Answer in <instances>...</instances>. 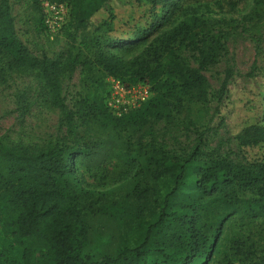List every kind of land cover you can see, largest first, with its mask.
Here are the masks:
<instances>
[{"label": "trees", "instance_id": "obj_1", "mask_svg": "<svg viewBox=\"0 0 264 264\" xmlns=\"http://www.w3.org/2000/svg\"><path fill=\"white\" fill-rule=\"evenodd\" d=\"M51 1L69 5L64 26L72 23L76 31L89 29L108 4L112 8L117 4V0ZM138 1L150 4L143 15L146 23L121 27L110 43L115 49L101 50L89 59L90 66H101L126 88L144 82L155 92L131 114L117 117L107 104L86 99L70 109L61 96V79L78 57L71 54L62 61L33 54L17 34L11 0H0V51L8 54L9 67L35 72L54 93L53 104L66 125L64 136L37 148L0 141V264H211L225 248L221 239L231 219H264V161L247 166L203 156L199 142L189 153L172 152L157 127L176 112L183 115L187 132L198 128L202 116L194 110L208 102L211 87L204 71L221 59L225 33L199 11L184 12L183 19L163 28L180 8L179 0ZM248 1L264 27V0ZM33 2L41 7L40 0ZM229 5L236 3L229 0ZM115 30L111 25L110 31ZM183 47L197 65L191 64ZM232 74L226 72L218 100L227 92ZM248 74L253 76V71ZM92 122L109 132L106 139L93 140ZM241 134L257 144L264 140V125H248ZM144 138H149L146 144ZM110 147L125 166L115 181L135 179L127 196L119 200L95 194L94 184L81 173L82 168H103ZM143 172L149 179L141 182ZM87 210L118 222L115 255L95 258L85 253L90 242ZM207 228L213 229L211 236L205 233ZM232 247L231 256L225 255L221 264H264V250L258 253L238 238Z\"/></svg>", "mask_w": 264, "mask_h": 264}, {"label": "rangeland", "instance_id": "obj_2", "mask_svg": "<svg viewBox=\"0 0 264 264\" xmlns=\"http://www.w3.org/2000/svg\"><path fill=\"white\" fill-rule=\"evenodd\" d=\"M234 2L236 6L231 7L229 0H179L180 8L165 22L163 28H168L183 19L184 12H204L210 24L225 33V49L217 65L204 71L211 87L208 102L199 105L201 110H194L195 114L200 112L202 116L197 124L198 130L187 132L183 115L176 112L159 121L157 127L165 133L167 149L172 152L189 153L199 142V153L203 156H219L251 166L264 161V140L257 144L248 143L241 133L248 125H264V27L248 0ZM114 7L108 4L87 30L76 31L71 23L63 25L52 35L44 22L42 7L38 8L33 0H11L17 34L33 54H46L62 61H68L71 54L78 57L77 64L67 67L61 79V96L70 109H75L79 99L107 104L116 84H123L121 79L108 75L101 66L94 63L90 66L89 59L101 50L115 49L110 47V43L120 35L121 27L145 24L147 19L143 15L149 11L150 4L142 5L138 0H117ZM111 25L116 28L114 32L110 31ZM182 51L192 65H197L189 49L183 47ZM9 64L8 54L0 51V141L37 148L64 136V115L53 104L54 93L35 72L16 66L11 68ZM228 70L233 72L229 87L223 99L218 100ZM252 71L253 76H249ZM154 93L152 91L151 97ZM133 111L135 109L123 115H113L122 117ZM91 125L89 135L94 141L108 137L109 132L105 128L93 122ZM143 141L146 144L149 138ZM110 148L106 157L108 162L103 168L92 171L82 168L81 173L94 184L91 190L95 194L106 193L109 198L119 200L127 196L135 179L115 181L125 166L116 157L114 147ZM132 155L139 159L136 152ZM96 171L97 177H94ZM139 179L144 182L149 179V174L143 172ZM100 183L102 185H98ZM245 194L251 195V192ZM86 220L90 242L85 253L95 258L115 255L119 242L118 222L109 215L90 210L86 212ZM204 231L208 236L213 233L210 228ZM235 238L239 243H246L258 253H263L264 219H231L221 239L225 248L211 264H221L225 255L231 256Z\"/></svg>", "mask_w": 264, "mask_h": 264}, {"label": "built area", "instance_id": "obj_3", "mask_svg": "<svg viewBox=\"0 0 264 264\" xmlns=\"http://www.w3.org/2000/svg\"><path fill=\"white\" fill-rule=\"evenodd\" d=\"M44 13V22L51 32L56 34L58 30L66 23L70 9L65 2L57 3L51 0H40ZM152 95L150 84L140 82L126 88L118 82L107 100V106L115 115H123L132 109H136L147 102Z\"/></svg>", "mask_w": 264, "mask_h": 264}]
</instances>
